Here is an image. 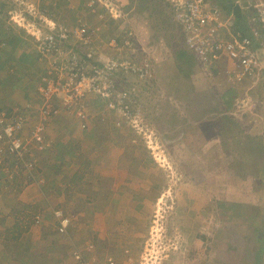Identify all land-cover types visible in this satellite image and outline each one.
<instances>
[{
    "label": "rangeland",
    "instance_id": "374dc122",
    "mask_svg": "<svg viewBox=\"0 0 264 264\" xmlns=\"http://www.w3.org/2000/svg\"><path fill=\"white\" fill-rule=\"evenodd\" d=\"M144 1L148 2L136 0L127 13L122 7L127 3L126 0H42L40 3L39 0H0V38L7 42L11 40L16 46L25 43V48H15L16 54L22 64H27V55L31 59V71L24 78L23 74L20 76L23 79L20 80L21 85L10 81L0 90V111L2 107H13L12 110L22 112L26 127L18 135V143H24V153L9 161H5L4 155L2 156L4 167L0 168V208L9 206L11 212L8 217L11 219L6 217L7 225L18 223L19 219L30 224L27 221L30 213L21 214L25 210L20 207L36 205V199L44 200L46 203L42 210L46 213H35V217H32L39 225H30L35 228L34 235L39 226L41 231H48L50 241H57L53 246V249L59 250L58 257H61L57 264H72L73 250L82 248L87 242L96 246L100 259H136L143 253L148 240L154 235L157 237V234V238L163 239L165 246H168L170 264H196L205 258L229 256L231 248L229 244L225 247L227 241L243 247L249 237L259 232L260 219L263 217L250 219L251 221L243 219L242 215H237L234 207L246 205L250 211L253 208L254 212L264 207V166L261 165L264 164V79L260 83L262 102L256 110L262 115V123L258 127L250 126L248 119L236 114L235 99L241 95L220 79L212 80L209 77L211 88L221 97L220 106L217 105L219 110L214 108L213 101L210 110H207L208 97L194 98L190 83L178 74L182 65L180 60H176V53L180 50L189 53V50L185 44L184 32L178 29L164 3L167 1L157 3L149 0L148 9L141 12L140 6ZM106 2L116 5L117 18L106 10L103 5ZM238 7L246 15L239 5ZM94 14L99 15L93 22L94 28H99L98 35L92 36L96 42L86 44L82 51L85 54L92 51L94 55H101L105 62L110 59L129 61L128 58L123 60V54L127 55L126 51L110 46L115 39L118 40V47L129 42L131 45L127 43V48L132 47L136 51L134 54L129 53L127 57L140 59L139 63L148 64L146 69L149 68L152 81L146 83L149 88L144 93L146 100L141 105L143 124L135 129L129 127L131 131L116 128L112 110L107 111L105 107L104 112L101 102L92 101L95 98L92 94L84 99L88 104V115L102 118V123L89 130L91 134H88V140L75 114L79 108H66L61 103L58 98L63 96V92L57 85L54 86L56 93L53 95L40 91L36 93L33 84V79L36 78L33 76L38 71L39 74L42 72L54 79L58 71L56 62L36 46L37 38H42L40 32L49 29L45 18H48V23L49 20L50 23L53 22L51 27L56 24L71 28L76 23H91ZM11 17H16V22L10 20ZM136 18L140 20L135 22ZM60 55L62 59L68 56L64 53ZM195 72L197 73L196 70ZM2 77L0 81H3ZM200 77L195 74L193 78L200 80ZM205 77L208 78L207 75ZM56 94L59 96H54ZM48 105L58 110V117L47 122L44 113ZM29 109H32L30 113L27 112ZM225 113L237 118L238 125L240 124L238 128L223 126L221 117ZM43 123L50 130L46 133L48 146L51 147L48 154L44 153L48 146L41 151L38 148L40 142L36 141L38 131L44 127L41 126ZM130 124L132 122L128 123ZM133 124L136 126L138 121ZM195 128H200L205 138L197 136ZM235 134L240 138H234ZM246 135L251 136V142L246 139ZM94 140L97 142L94 143ZM246 140L247 147L243 145ZM226 145L236 147L243 153L234 158L230 155L232 161L241 158L242 164H249L245 170L248 173L245 179L240 176V169L227 167L230 162L228 153L231 150L228 148L226 153ZM243 146L244 149L241 148ZM124 148L128 155L137 152L133 157L138 165L137 176L128 174L122 168L115 169L117 176H121L118 170H123L127 176L123 174L120 178H125L124 182L119 178L114 182L115 176L107 174L108 168L104 170L105 175L100 172L106 163L114 159H127L125 155H121ZM218 149L220 154H216ZM252 151L259 153V160L255 163L252 154L250 155ZM247 153L252 157H248ZM32 163L33 166H30ZM89 168L96 174L89 175ZM200 173L205 176L203 180L209 178L205 183L212 187V191L207 188L204 190L211 196V200L209 208L203 212H199V205L194 209V204L189 206L190 199L185 196V193L197 187L196 184L199 186L194 179L198 182ZM73 174L75 175L71 181H76L73 189H70L71 185L68 183ZM101 176L112 180L114 187L108 191H100L99 184H103ZM49 207L52 209L46 211ZM61 213L68 214L64 218L69 219L74 226L64 233L60 232L61 220L55 216ZM3 231L4 227L1 234H4ZM24 233L25 231H14L12 234L20 237ZM221 236L224 237L222 242L218 240ZM37 237L41 239L40 235ZM54 237L56 239L52 240ZM214 238L219 244L210 248ZM237 248L240 250L241 247ZM251 249L249 255L248 247L238 252V257L230 259L233 261L231 264H261L264 243L258 244L256 251L253 247ZM52 263L56 264V260Z\"/></svg>",
    "mask_w": 264,
    "mask_h": 264
},
{
    "label": "built area",
    "instance_id": "2783aa9c",
    "mask_svg": "<svg viewBox=\"0 0 264 264\" xmlns=\"http://www.w3.org/2000/svg\"><path fill=\"white\" fill-rule=\"evenodd\" d=\"M166 1L173 8L175 23L185 34L187 49L199 60L204 73L212 80L220 79L237 92L242 90L244 97L241 95L235 99L236 114H239L238 116L243 115V117L248 114V124L258 127L262 123L260 122L262 116L256 110L262 102L260 100L262 97L259 93H255L253 96L249 93L255 91L264 79V0H235L240 8L246 12L250 36L242 35L236 31L233 15L225 13L222 6L215 0ZM103 5L110 15L114 18L118 17L116 5L112 2L110 4L106 2ZM45 19L49 29H46L47 31L43 29L44 32H40L42 38L35 39L36 46L44 50V54L49 55L56 62L58 71L54 79H50L49 75L42 78L39 91L53 95L56 93L54 86L57 85L63 92V96L58 99L66 108H79L76 114L82 120L86 118L87 113L81 105L85 103L83 100L92 94L99 102L103 103L102 105L107 110H115L117 127H121L123 124L128 128L132 126V129H135L139 127V124L142 125V107L135 106L136 108L133 109L132 105L134 104H132L130 97L126 93L119 94L116 85L121 83V74L128 75L131 71L142 81L150 78L149 68L146 69L148 64L139 63L141 62L140 59H136L134 64L130 60L110 59L105 62L101 59V55V57L94 55L92 51L86 54L87 58L94 59V61L87 64V58H83L84 52L82 50L85 49L86 44L93 41V37L91 39L90 36L91 33L88 34L83 26H77L70 31L62 25L57 26L55 23L51 27L50 24L53 22L50 23L49 20L48 23V19ZM10 20L16 22V17H11ZM17 23L20 25L19 21ZM32 35L35 36V34ZM127 43L131 45L129 42ZM127 43L126 45L122 43L121 47H118V40L115 39L113 43H110V46L113 45L123 52L129 46ZM5 46V41L0 39V52ZM61 46L68 48L62 50L60 49ZM61 53L67 54V58H60ZM43 56L50 59L49 56ZM98 63L102 66L99 67ZM57 113L58 110L55 107L48 105L44 113L47 122L57 117ZM23 116L22 112L15 110L0 113V168L3 155L5 161H9L12 158L17 159L18 154L24 153V143H18V135L26 128L23 124L25 117ZM137 121L138 124L135 126L133 123ZM131 122L132 124L128 125ZM44 125L45 123L41 126ZM48 127L46 125L40 128L37 133L36 141L40 142L38 148L41 151L48 145V142L45 141ZM30 166H33V163ZM57 216L61 218L60 232L64 233L70 221L64 218L63 213L57 214ZM154 236L148 240L143 253L138 258L129 257L125 260L120 259V257L117 259L114 257L100 259L96 246L87 242L82 248L73 250L72 264H101L102 262L104 264H170L168 246H165L166 242L160 237L157 238L158 234L157 237ZM89 255L90 258L87 257Z\"/></svg>",
    "mask_w": 264,
    "mask_h": 264
},
{
    "label": "trees",
    "instance_id": "16d2710c",
    "mask_svg": "<svg viewBox=\"0 0 264 264\" xmlns=\"http://www.w3.org/2000/svg\"><path fill=\"white\" fill-rule=\"evenodd\" d=\"M116 1V0H115ZM127 1V5L126 4H124V5H122V7H123V9L127 12V13H129V11L131 10V7H132V5L134 4V2L136 1V0H126ZM138 1V0H137ZM157 3L158 2H160L161 0H155ZM164 1V0H163ZM217 3H219L221 6H222V9H223V11L225 12V13H227L228 15H233V18H234V21H235V23H234V25H235V29H236V31L237 32H239V33H241L242 35H245V36H250V34H249V25H248V21H247V16L245 15V14H242V12L240 11V9H239V7H238V4L236 3V1L235 0H215ZM150 1L148 0V2L147 1H144V2H142V4H141V6H140V11L142 12L143 10L145 11V10H147L148 9V6H147V3H149ZM164 3L165 4H167L166 6H167V8H168V10H169V12L171 13V15H172V18L174 17V13H173V8L171 7V5L168 3V2H165L164 1ZM238 8V9H237ZM242 14V15H241ZM148 15V19H150V15L149 14H147ZM132 18V17H131ZM135 18V17H134ZM137 19V18H136ZM134 20V19H133ZM138 20H140L139 18L137 19V20H135V22H137ZM91 23H76L74 26H72L71 28H68L67 26H65V29L66 30H72L73 28H75V27H77V26H83V28H86V30H87V32H88V34H90V36H91V39H92V34H93V32H92V27L94 26V20L93 21H90ZM141 22L139 21V24H140ZM177 25V24H176ZM178 26V25H177ZM139 31V30H138ZM140 32V31H139ZM174 37V36H173ZM70 40V39H69ZM93 40V39H92ZM141 40L142 41H144V42H146L144 39H142V37H141ZM141 41V42H142ZM70 42V41H69ZM92 42H96V41H92ZM5 43H6V46L1 50V52H0V59H3L2 61L0 60V77L1 76H3L4 77V79H5V81L9 84L10 83V81H12V83L13 84H17V85H21V82L22 81H20V80H23V79H21L22 77L24 78V76H27V74L28 73H30V71H31V66H30V57L27 55V64H22V63H20V61H19V56L16 54L17 53V51H16V47L17 46H20L21 47V45H13V43H12V41L10 40V41H5ZM133 44H135V43H133ZM70 46V45H69ZM71 48H73L72 46H70ZM76 47V46H75ZM74 47V48H75ZM79 47V46H78ZM68 47H66V46H61L60 47V49H62V50H65V49H67ZM77 48V47H76ZM36 50V49H35ZM8 51V52H7ZM126 52H127V55L130 53H133L134 54V52H133V49H132V47H130V48H127L126 50H125ZM36 53H37V50L35 51ZM65 52H67V51H65ZM190 53V54H189ZM189 53L188 52H186V51H183V50H180V51H178L177 53H176V56L175 57H177V59L176 60H180V64L182 65L181 67H179V69H178V74H180V75H182L184 78H186L187 79V81L190 83V85H191V87H192V94H195V97L194 98H198V97H201V98H207L208 97V99H209V101H208V104H207V110H210V106H211V103H212V101H213V103H214V108H216V110H217V105L218 106H220V99H221V97H219V95H217V93L214 91V89H212L211 87H212V85H211V83H209V81L204 77V74H202V72L201 71H204L203 70V67H202V65L200 64V62H199V60L196 58V56L192 53V52H190L189 51ZM84 54V59H86L87 58V54H85V53H83ZM127 55H125V54H123V56H124V58H128L133 64L135 63L134 61L136 60V58H129V57H127ZM7 59V61H5ZM37 59H38V54H37ZM86 61H87V64H89V62L90 63H93V61H94V59H89V58H87L86 59ZM12 63H17V65L15 66L16 68H14V66L12 67V68H14L13 70H11L10 71V69H11V64ZM29 63V64H28ZM41 65H42V63H40ZM44 64H45V62H44ZM35 66V65H34ZM98 66L99 67H101L102 66V64H100V63H98ZM34 69H36V67L34 68ZM130 70H132V69H130ZM195 70L197 71V73L195 72ZM193 73H195V74H199L200 76H201V74H202V79H203V81H200V80H197V79H194L193 77L195 76V74H193ZM23 74V76L22 77H20L21 75ZM45 76H47V74H45V73H42L41 72V74H39L38 73V71H36L35 73H34V76L33 77H35L36 79H33V84H34V90H36V93H38L39 92V84H41V80H42V78L43 77H45ZM120 80H121V83H119L118 85H116V90L118 91V92H120L119 94H124V93H126L129 97H130V100L132 101V104H134V105H132V107H133V109H135L136 107H138V106H140V107H143V106H141V105H143V101L144 100H146L145 98H144V93H145V91L149 88V87H147V85H146V83L148 82V81H152L150 78H146L144 81H142L141 79H139V78H137L136 77V75H135V73H133L132 71L130 72V73H128V75H124V73L123 74H121V76H120ZM195 89H194V88ZM260 87H261V85H258L257 87H256V89H255V91H252L250 94H252V96L255 94V93H259V94H262L260 91ZM232 90H234V89H232ZM38 91V92H37ZM234 91H236V90H234ZM239 95H243L244 93H243V91L242 90H239ZM190 94V93H189ZM237 94V93H236ZM93 97H95L94 95H92ZM235 99V98H234ZM233 99V100H234ZM98 101L99 102V100L98 99H95V98H92V101L93 102H95V101ZM216 102H217V104H216ZM100 104H103V103H100ZM216 104V105H215ZM136 106V107H135ZM81 107H84V109H85V111H86V118L84 119V120H82V119H79L78 118V116H76L77 118H78V122H79V125H80V128L81 129H83V130H86V129H91V127H94L95 125H98V123H99V118H101V117H91L90 115H88V112H87V107H88V104H87V102L86 103H82V105H81ZM103 109H104V112H105V106H101ZM12 108L13 107H11V108H2L1 109V111H0V113L2 112V111H4V112H10V111H12ZM212 108V107H211ZM258 108V107H257ZM11 109V110H10ZM31 110L32 109H29V110H27V112L28 113H30L31 112ZM107 110V109H106ZM219 110V109H218ZM217 110V111H218ZM107 111H109V110H107ZM115 110H113L112 112L114 113V117H115V119L117 120V117H116V113L114 112ZM111 112V111H110ZM117 114H118V112H117ZM226 114V113H225ZM234 115H231V114H229V115H222V122L224 123L223 124V126L225 127L226 125L228 126V125H232V126H234V127H236V128H238V126L240 125H238V123L239 122H237V118L236 117H233ZM246 119H249V117L247 116V115H245L244 116ZM144 118V117H143ZM116 125H117V121H115L114 122ZM60 127V126H59ZM119 128H121L120 129V131H125V132H127L128 130H130V129H128V127L127 126H125V125H121V127H119ZM47 131H50L48 128H47ZM131 131V130H130ZM197 131V133L199 132L198 130H196ZM91 134V131H90V133H89V135ZM88 134H86L85 136H86V138H88V140H89V138H90V136H89ZM225 136V135H224ZM246 137V139L248 140V141H250L251 142V136L250 135H246L245 136ZM234 138H240V136L239 137H236V134H235V136H234ZM234 138H233V140H234ZM245 141V144H243V145H245L246 147H247V144H248V141ZM46 142H49L48 140H47V138H46V140H45ZM238 141H239V139H238ZM263 145H264V143H263ZM46 146H48V145H46ZM223 147H224V145H223ZM222 147V148H223ZM226 148V150L224 149V151L226 152V153H228V148H230V153H228V158L230 159V162L229 163H227V167H230V168H236V169H240V171L238 170V172H240L239 174H240V176H242L243 177V179H245V177L247 176V174L248 173H246L245 172V170H247L246 169V167L247 166H249V164L247 165V164H242L243 162H241L240 160H241V158H235V159H233V161H232V159H231V155H233V158H234V156L236 155L237 156V154L238 155H240V156H242V154L243 153H241L240 151H238L237 150V148L235 147H231V146H225ZM215 148V147H214ZM214 148L211 150V152L214 150ZM221 148V149H222ZM242 149H244L245 147L243 146V147H241ZM251 148V147H250ZM249 148V149H250ZM45 149V148H44ZM239 149V148H238ZM51 150V147H49L48 146V148L44 151V153L45 154H48L47 152L48 151H50ZM251 150V149H250ZM199 151V150H198ZM207 154V153H206ZM216 154H220V149H218V150H216ZM231 154V155H230ZM245 154H246V152H245ZM252 154V156H250ZM261 154V153H260ZM247 155H248V153H247ZM250 155H248V157H252V160H253V163H255L256 161H258L259 160V153L258 152H255V151H252V152H250ZM235 156V157H236ZM263 156H264V154H263ZM238 157V156H237ZM238 162V163H237ZM239 162H241V163H239ZM237 163V164H236ZM136 165V164H135ZM224 165H226V164H224ZM262 166H264V164H261ZM137 167H138V165H136ZM258 167H259V165H258ZM264 171V170H263ZM1 174V173H0ZM262 177V175L261 176H259L258 178L260 179ZM255 183H257V180L255 181ZM208 184L207 183H202V185H200V187H202V188H207V190H209V191H212V187H210V186H207ZM264 200V199H263ZM111 205V204H110ZM111 206H113V205H111ZM258 206V205H257ZM37 207V206H36ZM144 207V206H143ZM223 207H224V205H223ZM235 209H236V211H237V215L239 216V215H242V217H243V219H248V220H250V219H255V218H260V217H263L262 219H260V224H259V226H260V228L258 229V231H259V233H256L255 235H254V237L249 241V243L248 244H246V246H244V247H241V246H237V244H236V242H235V244L236 245H232V243L230 242L229 243V241H227V244L225 245V247L229 244V246H230V248H231V254L229 255V256H220V257H218V259H215V258H205L204 259V261H202V262H200V263H197V264H231V262H233L232 260H230V259H233L234 257H238V252L240 253L244 248H246V247H248L249 248V250H247V253H249L251 250H253V249H251V247H253V248H255L256 249V246H258V244H260V243H264V226H263V224H264V207H262V209H258V210H256V212H254L253 211V208L251 209V211L248 209L249 208V206H246L245 205V207L244 206H241V205H239V206H236V207H234ZM258 208H260V206H258ZM36 210L38 211L39 210V207H37L36 208ZM227 212V211H226ZM65 215V217H68V214L66 215V213H64ZM222 214H224V212L222 213ZM227 214H229L230 215V218H231V214L228 212ZM58 219H60L61 220V218H59L57 215H55ZM251 221V220H250ZM255 222H257V220H254ZM131 222H135V221H131ZM261 224H262V227H261ZM72 223H70L69 225H68V227H67V229L66 230H68L69 231V229H71L72 228ZM223 238L224 237H220L218 240L220 241V242H222V240H223ZM251 238V237H250ZM249 238V239H250ZM248 239V240H249ZM233 242V241H232ZM217 244H219L217 241H216V239L214 238V242H213V244L210 246V248L211 247H215V246H217ZM254 244V246H252ZM237 247H241L240 248V250H238V248ZM251 249V250H250ZM207 254H208V257H209V252L207 251ZM205 257V256H204ZM225 257H228V259H226ZM230 261V262H229Z\"/></svg>",
    "mask_w": 264,
    "mask_h": 264
},
{
    "label": "crops",
    "instance_id": "0c3cea01",
    "mask_svg": "<svg viewBox=\"0 0 264 264\" xmlns=\"http://www.w3.org/2000/svg\"><path fill=\"white\" fill-rule=\"evenodd\" d=\"M41 1L42 0H39V3ZM123 2H124V0H123ZM0 11L2 13L1 9H0ZM1 13H0V15H1ZM96 16L99 17V15H95L94 14V18H91L90 21L95 20ZM89 17H92V15H90ZM81 21H83V20H81ZM94 26L91 29L92 32H93L92 36L98 35L97 31H98L99 28L96 29V28H94ZM178 29H180V28L178 27ZM25 46H27V45H25V43H22L21 47L25 48ZM16 65H17V63H12L11 66H10L11 70L16 68L15 67ZM46 65L47 64H44L45 67H46ZM13 66H14V68H12ZM202 74H204V77H205L206 74L204 73V71H203ZM202 74H201V76H202ZM2 78H3V81H0V90H2V88L5 87V84H7V82L4 80V77H2ZM0 80H1V77H0ZM200 80L203 81V79L201 77H200ZM207 80L209 81L211 79L208 77ZM2 108H4V107H2ZM112 118H113V123H114L115 117H112ZM100 119H102V118H99V123H102L100 121ZM114 125L117 128V125L115 123H114ZM194 130H195L194 132H195V134L197 136H199L201 138H205V136L201 132L200 128H195ZM196 130H198L199 132L197 133ZM83 132L85 133V135L90 133L89 129L83 130ZM101 132H103V134L106 135V133L104 131H101ZM97 140H94V143H95V141L97 142ZM201 149H202V147H201ZM136 153L128 155L126 153L125 148H124V151L121 152V155L122 154L125 155L127 157V159L124 158L125 161L121 160V159H114L112 162L106 163L105 167H103V169L101 170L100 173H104L103 175H105L104 170L106 168H108L107 174L108 175L113 174L115 176L113 178L114 182H116V178L120 179L123 174L125 176H127L126 173H123V170L126 171L128 174H132L133 176H137V174H136L137 173V171H136L137 166L135 165V158L133 159V157L136 155ZM122 162H123V165H122ZM96 167H97V164L95 165V172H96ZM123 167H125V168H123ZM119 168L123 169V170H118V171H120L119 173H120L121 176H117V173L114 172V171H116L115 169H119ZM200 168H202V167H200ZM202 169H201V172H202ZM130 171H132V173H130ZM88 172H89V175L96 174L94 172V170L90 169V168H89ZM74 175L75 174H73L72 177L69 179V183L68 184L71 185L70 189H73L74 183L76 181V180L71 181L74 178ZM203 177H205V176L200 173L199 181L197 182L194 179L195 183H199V186L196 184L197 187H195V188L191 189V191H188L187 193H185V196L189 197V199H190L189 206L194 204V207H193V209H194L197 205H199V207H198L199 212H203L204 210L208 209L209 208V204H210V200H211V196L206 191H204L205 188L200 187V185H202V183H205L206 181L209 180L208 177L203 180ZM100 179H101V181L103 183V184H101V183L99 184V186L101 185V187L99 188L100 191H103V192L104 191H108L112 187H114V183H112V180L108 179L106 176H101ZM124 179H120V180L122 182H124ZM206 194H208V195H206ZM186 197H185V201L188 204V200L186 199ZM36 203H37L36 205H31L30 204V205H27V207H25V206L24 207H20V208L24 209L25 212H23V213H21V211H18V212L23 214V215L25 213L29 212L30 215H28L27 221H29L30 224H38L39 225V223H37L36 220H34L33 217H35V213H37L38 211H40L42 214L46 213L44 210H42V208H45V203L46 202L44 200H42V199H36ZM36 206L39 207L38 211L36 210V208H37ZM8 207L9 206L0 208V264H3V263H6V264H21V263H27V264H51L55 260H56V264H57V262L59 261V258H61L60 256L58 257V255H60L58 253L59 250L53 249V246H54V244H57V241H50L51 237H50L48 231H46V232L41 231L39 229V226H37L38 230H36V234L34 235L33 231H34L35 228H32L33 225L31 226L28 222L25 224L26 220L23 221L22 219H19L18 223L15 222L12 225H7L5 223V220H6V217H8V214L11 212ZM50 209H52V208L49 207V209H47L46 211H48ZM8 219H11V218L8 217ZM54 222L56 224L59 223L58 221L57 222L54 221ZM24 225H25V227H24ZM3 227L5 228V231H3L4 234H1V231L3 230ZM57 227L58 226H56V229H57ZM24 228L26 230H24ZM75 228H77V227H75ZM237 230H239V228ZM14 231H21V232L25 231V233H24L25 235L21 234L23 236L15 237V235L12 234ZM37 235H40L41 239H39L37 237ZM254 235L251 238L249 237L250 238V239L248 238L249 240L247 239L246 244L249 243V241L254 237ZM55 239H56V237H54L52 240H55ZM246 244H245V246H246ZM255 251H256V249H255ZM250 252H252V251H250ZM249 253H247V255H249ZM20 261H22V262L19 263ZM263 261H264V258H262L261 264H263ZM52 264H54V263H52Z\"/></svg>",
    "mask_w": 264,
    "mask_h": 264
},
{
    "label": "clouds",
    "instance_id": "9594fccd",
    "mask_svg": "<svg viewBox=\"0 0 264 264\" xmlns=\"http://www.w3.org/2000/svg\"><path fill=\"white\" fill-rule=\"evenodd\" d=\"M48 19V18H47ZM33 36V35H32ZM0 39H2V38H0ZM3 40V39H2ZM4 41V40H3ZM76 114V113H75ZM76 116H77V114H76ZM262 116V115H261ZM39 222V221H38ZM264 262V261H263Z\"/></svg>",
    "mask_w": 264,
    "mask_h": 264
},
{
    "label": "flooded vegetation",
    "instance_id": "af4514ba",
    "mask_svg": "<svg viewBox=\"0 0 264 264\" xmlns=\"http://www.w3.org/2000/svg\"><path fill=\"white\" fill-rule=\"evenodd\" d=\"M259 233V232H258Z\"/></svg>",
    "mask_w": 264,
    "mask_h": 264
}]
</instances>
